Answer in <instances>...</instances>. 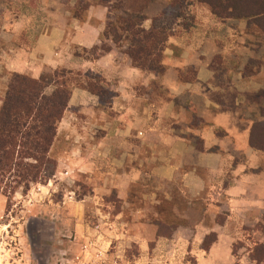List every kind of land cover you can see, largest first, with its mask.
Masks as SVG:
<instances>
[{
  "label": "crops",
  "instance_id": "obj_1",
  "mask_svg": "<svg viewBox=\"0 0 264 264\" xmlns=\"http://www.w3.org/2000/svg\"><path fill=\"white\" fill-rule=\"evenodd\" d=\"M159 1L149 4L166 0ZM171 1L159 10L146 4L142 29L148 30ZM196 4L216 23L236 29L185 31L175 18L161 50V72L156 73L134 67L118 45L101 50L107 22L115 20L101 0H0V96L11 74L39 80L64 71L78 81L70 88L47 151L56 178L39 185L37 192L50 203L56 179L65 184L77 179L86 195L74 197V206L44 203L38 212L36 206L18 210L30 219H37L30 216L34 213L43 218L57 213L54 219L66 223L73 215L64 214L75 213L73 239L69 233L64 237L70 245L88 239L80 214L86 207L106 214L107 221L99 218L90 230L95 260L99 244L104 246L100 238L113 248L137 245L138 260L155 246L162 257L187 253L197 264H256L250 254L264 246V151L249 144L254 125L264 121V78L254 82L243 77L242 63L234 64L237 75L228 71L216 82L215 68L230 66L235 55L225 60L230 48L215 45L212 37L242 32L247 21L218 20ZM78 5L84 9L75 16ZM233 51L247 50L236 45ZM263 54L264 49L254 58L262 60ZM90 84L98 91L91 92ZM252 102L258 108L255 117L242 110ZM71 194L63 189L60 204L72 200ZM161 229L172 233L162 235ZM106 234L114 238H104ZM247 237L256 243L236 257L233 248L243 251Z\"/></svg>",
  "mask_w": 264,
  "mask_h": 264
},
{
  "label": "rangeland",
  "instance_id": "obj_2",
  "mask_svg": "<svg viewBox=\"0 0 264 264\" xmlns=\"http://www.w3.org/2000/svg\"><path fill=\"white\" fill-rule=\"evenodd\" d=\"M105 3V7L108 9V13L110 16H114L115 20L118 21L119 18H124L125 16H131L134 18H138L141 22V25L145 23V14L143 12L144 8H146V4L148 8L155 7L157 10L163 7L167 3V0L164 1L163 5H155L149 4L152 2H157V0H101ZM106 1V2H105ZM162 1V0H160ZM159 1V2H160ZM167 6H164L166 8ZM197 5L194 1L185 0V3H181L177 6H173L171 16L169 20H174V18L179 19L180 30H187V28H211L213 31L215 29L216 32H224L230 29H236V27H231L228 25H222L216 23L214 20L209 18L206 10ZM155 9V11H156ZM81 11V9H80ZM82 12V11H81ZM161 11L158 13L160 14ZM75 16H78L75 10ZM161 21V22H160ZM164 23V21L158 19L155 23ZM170 23V22H169ZM142 27V26H141ZM242 32L231 30L230 33L226 32V36L224 39H219L218 37H212V41L215 45H221L224 48H230L231 53H226V57L224 56L225 60H228L229 56L232 57V61L230 66L229 65H222L217 66L215 68V77L216 82L218 83L219 79L223 78V75L230 71V74L235 73L237 75L238 70H235L234 64L243 66L239 69L243 73V77H246L248 80L259 82L260 77L264 78V68H260V65L264 66V54L262 60H256L254 55L259 54L262 49H264V34L260 30L256 28L253 24L244 25L241 29ZM105 34V31H104ZM101 38V50L108 49V48H115L112 39L108 35H104ZM121 35L122 41L118 44V47L124 51L127 46V41H125L124 33L118 32ZM237 37V40H236ZM186 43V42H185ZM236 45L239 47H244L247 51H244L242 54L234 53L233 48ZM118 50V49H117ZM120 51V50H118ZM214 54V53H212ZM211 54V55H212ZM253 57V58H252ZM216 62V61H215ZM215 65L214 63H212ZM217 65L219 63L216 62ZM146 70H150L155 72L153 66H150ZM237 71V72H236ZM92 74V73H91ZM185 75V74H183ZM52 74L46 73L42 75L40 78L49 80ZM93 76V77H92ZM90 78H94L95 74H92ZM68 78V86L70 85H77L78 81L75 76H69ZM11 80V76L7 77V81ZM220 82V81H219ZM52 90V88H50ZM5 90L3 91V96H0V107L2 105V101L4 100ZM44 94L46 95L47 90L43 89ZM264 103V99L261 101ZM230 104V101H228ZM245 115H252L253 117L257 116L258 108L256 107L255 103L247 104V108L242 109ZM51 162H54L50 159ZM24 164H31V167H26L27 169L33 170L36 167L38 173L36 175L35 181H31V175L29 177L24 178L25 180L18 179L13 171V168H10L5 173L0 174V264H61V258H67V261H63L62 264H79V262L84 261L85 253H89L85 260V264H197L195 259L192 255L187 253H180L178 257H172L171 255H166L162 257V254L156 253L155 246L149 250L148 256L145 254L142 257V260H138L135 256L140 253L139 247L137 245H132L126 247L124 245H120L121 247H115V245H111L110 243L106 244V240L100 238L104 246L99 244L98 251L99 254L98 259H94V255L92 254L93 245L92 240L90 237L92 233L90 232L93 225H97V220L100 218L103 222L107 221L106 214H98L94 213V210H91L89 207H86L83 210L81 216L84 218V222L87 224V228L83 231L84 238L87 237L88 239L83 240V243H76L72 240L71 244H68L67 239L64 237L67 236L69 233V239H73V221L76 218L75 213H65V217H70L73 215V221L71 223L61 222V220H55L54 217L60 214L57 213H46L45 217L43 218L42 213H34L37 219L31 217H24L25 214L18 210L20 207H30L36 208L34 211L38 212V208H40L44 203L50 204V207L53 204H59L61 207L66 206H74V197H78L79 194L86 195V187L81 184V182L74 180L72 184L68 182L65 184L59 179H56L54 184V190L49 195V202H44V197L38 194L37 187L39 185H44L47 180H54L56 177L54 176L55 167L53 168L52 165H47L43 163L39 165L31 161L30 159L22 158L21 160ZM34 171V170H33ZM15 175H14V174ZM65 187V188H64ZM78 187V188H77ZM63 189L71 190L73 194L70 195V201H66L63 205L60 204L61 198L60 194H62ZM48 198V197H47ZM36 206V207H35ZM58 206V207H59ZM22 207V209H23ZM262 222L264 224V216L262 217ZM17 225H21V228H17ZM64 224V225H62ZM28 226L31 228L28 230ZM62 227V229H61ZM15 228V229H14ZM63 228L65 231L68 229L67 232H62ZM101 228H103L101 226ZM13 229L15 232H13ZM264 229V228H263ZM261 231L260 228L257 229ZM148 232H153L154 230H147ZM263 231V230H262ZM160 234L162 235H169L172 233L170 229H161ZM187 232V231H186ZM188 233V232H187ZM14 234L15 235L14 237ZM189 235V234H188ZM178 237L182 236L178 233ZM113 237V236H112ZM109 235H104V238H112ZM114 238V237H113ZM245 248L242 250L236 249V246L233 248L236 257H240V253L244 254L245 251L248 252L250 247H252L253 242L255 240H251V237H247L246 239ZM96 242V241H94ZM109 244V245H108ZM101 245V246H100ZM238 247V246H237ZM170 249V247H168ZM69 249V251H67ZM236 249V250H235ZM160 250V249H159ZM177 251V249H175ZM64 251L66 253H64ZM163 251V248H161ZM165 253H168L169 250H165ZM145 253V252H144ZM124 254V255H123ZM158 254V255H157ZM93 255V256H92ZM125 256V258L123 257ZM245 257V256H244ZM94 259V260H92ZM63 260V259H62ZM250 264V263H249Z\"/></svg>",
  "mask_w": 264,
  "mask_h": 264
},
{
  "label": "trees",
  "instance_id": "obj_3",
  "mask_svg": "<svg viewBox=\"0 0 264 264\" xmlns=\"http://www.w3.org/2000/svg\"><path fill=\"white\" fill-rule=\"evenodd\" d=\"M195 2L203 4L218 20L244 19L248 24H253L264 32V0H195ZM179 4H181L179 0H172L152 20L148 30L142 29L138 18L127 15L118 21H108L105 34L110 36L114 45H118L123 38L118 32L124 33L128 43L124 53L132 65L140 70L153 66L155 72L160 73L161 50L173 22L169 17L173 6L178 7ZM80 9L82 11L84 8L78 5L77 15L81 13ZM158 19L164 23L161 24V21L155 23ZM105 50L107 49L103 51ZM51 74L49 80L43 78L33 80L24 75H10L11 80L6 83L7 90L0 107V174L13 168L14 173L18 174L16 178L21 179L20 181L31 175V181L34 182L38 170L36 167L33 168L34 171L26 170L25 166L32 165L22 163L23 157L39 165L43 163L55 167L54 162L47 157V151L54 137L55 124L61 117L73 85L68 86L67 77L75 74L64 71H54ZM49 85L53 90L45 95L43 89ZM96 87L90 84L89 90L97 92ZM261 114L264 117V108H261ZM249 144L264 151V121L262 124L254 125ZM250 257L256 264H264V246L254 247Z\"/></svg>",
  "mask_w": 264,
  "mask_h": 264
}]
</instances>
